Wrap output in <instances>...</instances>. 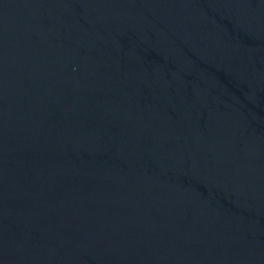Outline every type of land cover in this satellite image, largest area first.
Wrapping results in <instances>:
<instances>
[{
  "label": "water",
  "instance_id": "obj_1",
  "mask_svg": "<svg viewBox=\"0 0 264 264\" xmlns=\"http://www.w3.org/2000/svg\"><path fill=\"white\" fill-rule=\"evenodd\" d=\"M0 264H264V0H0Z\"/></svg>",
  "mask_w": 264,
  "mask_h": 264
}]
</instances>
